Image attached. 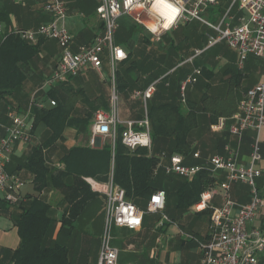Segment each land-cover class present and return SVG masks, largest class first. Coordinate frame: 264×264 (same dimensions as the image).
Instances as JSON below:
<instances>
[{
  "label": "trees",
  "instance_id": "16d2710c",
  "mask_svg": "<svg viewBox=\"0 0 264 264\" xmlns=\"http://www.w3.org/2000/svg\"><path fill=\"white\" fill-rule=\"evenodd\" d=\"M211 15L216 21V16ZM0 21L10 23V19L3 12H0ZM118 34V42L124 45L131 39H137L134 32L128 36L122 31ZM208 34L202 38L199 30L195 28L185 36L193 42L185 43L179 40L167 42L165 39L167 35H164L163 44L148 50L145 46L151 45L152 41L143 35L140 39L142 44L135 40V47L127 49V58L118 63L116 85L119 91H131L133 94L136 89H143L150 81L159 79L154 101L147 99V117L152 136L151 149L142 146L131 149L123 143L122 124L118 126L115 147L110 139H107L101 148L89 144L95 112L98 109L110 110L108 81H101L98 86L92 88L87 83L88 86L73 82L72 79L77 78L80 73L77 76H68L45 93L48 98L56 101L55 105L42 108L38 105L33 106L35 117L33 137L35 134L37 136L28 144L23 155L14 158L12 156L9 164L11 168L8 170H20L22 172L20 178L24 183L25 178L30 176L35 192L26 193L16 202L5 200L0 202L2 209L13 220L20 236L17 247H0V264H97L101 238L96 244L93 239L80 235L78 223L87 215L91 219L95 215L92 211L97 209L98 217L105 215V205L98 202L104 196L93 191L85 177L92 176L98 181H106L112 169L115 182L126 190L128 200L141 209H146L154 192L160 189L166 192L165 209L162 212L146 213L140 232L135 233L127 227L116 226L113 244L120 249V262L162 264L161 251L165 245H168L165 256L167 263L171 252L181 253L179 264H190L191 260L198 257L191 248L198 245L197 239L205 241L209 238L211 215L215 205L210 203L202 211L193 210V207L200 201L203 192L216 187L218 179L208 167L200 170L192 179L167 174L159 166L160 155L163 152L169 155L179 153L189 163L194 161L191 164L202 163V159H196L194 156L200 148L199 144L203 145L201 150L204 153L203 157H206L208 152L219 148L218 142L222 141L224 136L217 134L210 139L211 142H207L200 135V127L205 121L211 124L220 116H231L237 112L244 93L255 84L243 86V82L249 77V74L244 72L247 67L245 65L239 68L232 52L227 55L230 62L223 68L219 80L220 83L227 84V92L224 96L212 92L211 83L218 73L211 57L205 58L203 55L216 46L195 56L196 50L207 44ZM2 37L1 127H3L1 124L9 122L10 108L20 110L21 106L26 107L30 103L33 90L20 95L19 87L27 76L20 63L33 59L39 52L42 40L49 39L41 38L34 43L13 34ZM138 45H143L145 52L139 54ZM135 51L143 60L134 58ZM160 51L163 53L157 54ZM228 53L229 51H225V54ZM143 61L146 63L145 66L141 65ZM168 65L175 67L174 70L169 72L166 67ZM196 67L201 68V74L197 75L196 81L189 87L187 99L184 101L181 83L193 75ZM162 74L164 76L160 77ZM143 75L145 76L142 79ZM191 87L195 96L189 94ZM197 91L200 93L198 99ZM161 97H164V100ZM68 127L76 128L78 135H88L87 144L63 147L64 152L59 166L55 164L52 156L63 143L64 132ZM258 185L264 188L261 184ZM51 188L61 193L58 201L64 205L59 228L58 219L52 214L53 202L46 194ZM164 214L167 219L164 218ZM184 224L189 227L191 233L185 238ZM174 225L179 228V232L168 237L169 228ZM260 258L259 264H264V255Z\"/></svg>",
  "mask_w": 264,
  "mask_h": 264
},
{
  "label": "built area",
  "instance_id": "2783aa9c",
  "mask_svg": "<svg viewBox=\"0 0 264 264\" xmlns=\"http://www.w3.org/2000/svg\"><path fill=\"white\" fill-rule=\"evenodd\" d=\"M217 3L218 0H101L96 11L103 28L90 42L81 44L76 51L70 48L74 35L65 24L68 8L64 0H46L44 9L51 15V19L35 29L19 28L0 21V35L13 34L29 42H37L41 38L55 39L62 47L57 67L33 91L28 107L21 111L10 108L8 113L10 124H1L4 133L0 137V199L16 202L23 197L21 189L24 182L18 174L10 172L8 166L16 145L19 143L28 145L33 140V106L38 104L45 107V102L38 100L37 96L46 93L68 76H77L85 68L101 71L106 57L111 68V106L109 111L98 109L95 112L90 143L95 144L98 135H105L110 137L115 147L118 126L122 124L123 143L131 149L138 146L151 149L152 136L148 117L140 120H122L119 115L116 67L128 56L127 50L118 44L116 39L119 19L125 14L133 16L138 23L154 34L157 40L164 32L177 28L180 22L198 20L210 26L215 33L208 34L207 44L197 49L195 56L221 41H226L238 53L239 68L245 66L251 54L263 59L261 79L246 90L239 101L238 111L232 115L234 122L228 128L230 134L238 138L247 130L252 129L256 132L250 160L249 163L240 162L238 152L227 147V154H214L203 164H186L184 156L179 153L170 155L169 161L162 164V160L167 157L166 153H162L159 166L163 167L167 174H177L188 179H192L206 167L217 179L219 178L217 173L225 171L227 181L222 184L221 189L215 187L203 192L200 201L193 207L196 211H202L209 206L216 194L222 195V203L213 207L210 236L205 241H199L202 250L201 264H259L258 254L264 251V219H259V216L264 214V188H260L257 182L264 175V167L259 165L263 159L262 133H264V0H232L231 6L219 20L205 18L203 14L211 5ZM236 3L248 12L247 16L237 19L231 14ZM166 5L168 8L175 7L176 14L172 15L165 8ZM150 22L155 24L156 31L153 32L147 27ZM199 74L201 68L196 67L193 75L182 81L181 93L184 101L188 85L195 82ZM155 89L156 82L142 91H137L135 96L147 100ZM48 100L50 105L56 104L54 99L49 97ZM137 125L142 128L136 129ZM224 127V117L213 125L214 130H221ZM194 156L200 157L199 151L195 152ZM87 179L92 189L102 193L105 199V224L97 264H122L120 249L113 244V228L115 226L133 230L142 228L146 213L162 212L165 209L166 192L163 189L154 192L146 209H141L128 200L126 190L115 182L113 169L105 182ZM236 182L246 183L250 187L249 202L240 203L230 195L231 186ZM164 218L168 217L164 214Z\"/></svg>",
  "mask_w": 264,
  "mask_h": 264
},
{
  "label": "crops",
  "instance_id": "0c3cea01",
  "mask_svg": "<svg viewBox=\"0 0 264 264\" xmlns=\"http://www.w3.org/2000/svg\"><path fill=\"white\" fill-rule=\"evenodd\" d=\"M45 1L46 0H0V12H3L4 14H6V17H8L10 19L9 24H12L16 27L24 28V29H35V28L39 27L41 24L46 23L51 19V15L44 9ZM64 1L66 2L67 8H68V16L65 20V24H66L67 28L74 35V40H73L70 48H71V50L76 51V50H78V48L81 44H86V43L90 42L103 28V27H101L103 23L100 20L98 14H97V11H96V8L100 4L101 0H64ZM119 30H120V27L118 28V32L116 35L117 42H118V35H119L118 33L120 32ZM146 33H148V34H146ZM166 33H163L160 36L159 40H157L156 36L154 34H152L146 28V31H145V33H143V35L148 36V38L152 41L153 44H151V45L153 46V49H154V48H156L162 44V42H163L162 40H164L163 37H164V35H166ZM2 36L3 35H0V41L3 38ZM149 36H151V37H149ZM42 41L43 42L41 43L38 54H36L33 59H30L29 62H21L20 63L21 69L27 75L25 80L23 81L22 85L19 87V90L21 91L20 95H23L27 91H32V90L34 91L36 88H38L40 86V84L44 81L43 77L45 79L46 76L51 74L59 63V60H60L61 55H62V47L59 45V43L54 39H45ZM34 43H37V42H34ZM118 44H120L121 46H123L127 50V49H133L135 47L136 42H135V40L131 39L127 42V45H124V44L119 43V42H118ZM143 44L145 45V43H143ZM154 51H156V50H154ZM162 53H163L162 51H160L159 53L157 52V54H162ZM234 56H235V60L238 59V53L235 54ZM108 66H110V64H109V61L106 57L104 59L103 67H102L101 71L96 70L94 68H85L80 72V74L77 76V78L75 77L72 80L75 84L78 83L77 85L88 86V85H86V83H87V84L91 85L93 88L94 86H98V84L101 82L100 79L102 80L105 77V75H106L105 72H108V70L106 69ZM166 67L169 69V72H171L175 68V67L169 66V65ZM163 76L164 75L162 74L160 77H163ZM107 77H109V76H107ZM158 80L159 79L157 78V79L150 81L146 86H144L143 89H136L132 95L135 96V93L137 91H142L151 83L156 82V89H155L153 95L149 98V100L152 101L155 98L154 95L157 91ZM219 80H220V78L217 79V82H215V87H214V89H212V92L215 94H218L219 96H224L227 92V84L224 82L220 83ZM107 86H108L107 91L110 95L111 91H112V81H108ZM192 91H193V88L191 87V89L189 90V94L193 96L194 94L192 93ZM45 95L46 94L43 92L40 95H38L37 98H38V100H42L45 102V107L51 106L50 100H48L49 98ZM186 97H187V91H186ZM199 97H200V93L198 94V91H197L196 99H198ZM161 98L164 100V97H161ZM134 100H135L134 104L136 107L135 109L133 108L134 113H132L131 116H121L120 118L122 120H128V119L140 120V119H143L145 117V116H143V115H145V111H144L142 104L143 103L146 104L147 100H144L143 97H141L140 99L134 98ZM36 105H38V104H36ZM27 107L28 106H26V107L21 106L19 111L24 110ZM221 117L225 118V127L221 130H214L213 125H215L220 120ZM34 118L35 117L33 114V121H34ZM9 122H11L10 119H9ZM9 122L3 123L2 125H9L10 124ZM233 122H234V119H232V115L231 116H220L216 122L211 123V124L210 123L208 124V122H206V121L204 122L203 126L200 127V132H201L200 135H202V137H204L203 139L205 141L211 142L212 138L217 136V134L220 136L221 135L224 136V138L222 139V141L220 140V142H218L219 148L217 150L212 151V152L211 151L208 152L206 157H203L204 153L201 150L203 145L201 143L199 144L200 148H198L197 151H199V153H200V158H196V159H202L203 160V162L199 163V164L205 163L209 159V157L214 155V154H217V153L218 154H227L228 153L227 147H230L234 151L238 152V156H239L238 160L240 162L249 163L250 155H251V151H252V143L256 137V132L254 130H247V131H245V133L243 134V136L241 138L235 137L234 135L230 136L229 135L230 132H229L228 128ZM3 132H4V128L0 126V136L3 134ZM64 135H65L64 136L65 139H64L63 143L60 145L57 153H55L52 156L55 164L59 165V166H61L60 158L64 152L63 147L70 148V147L76 146V144H87L88 135H83V134L78 135L77 130L74 127H68L65 130ZM36 136L37 135L35 134V136L33 137V141H34V138ZM90 137H91V135H90ZM262 138H263V143H264V133H262ZM107 139H110V137L105 136V135H98L96 137L95 144L90 143V138H89V144L96 147V148H101ZM27 148H28V145H26L24 143L17 144L15 149H14L13 158L16 156L23 155ZM207 150L208 149L206 148V151ZM263 150H264V148H263ZM163 153H166V152H163ZM169 156L170 155L167 154V157H165L162 160L163 161L162 164H165L169 161ZM184 161L186 164H191L192 162H194V161H190V163H189L188 161H186V159H184ZM259 165L264 167V153H263V159L259 162ZM8 168H11L10 165ZM161 168H163V167H161ZM9 171L12 173L18 174L19 177H22V172L18 169H11ZM217 174L219 175V178H218L216 188L221 189L222 184L227 181L226 180L227 179V173L225 171H219ZM87 178H93V177L92 176L85 177L86 181H88ZM25 179H26L25 180L26 182L24 183V185L21 189L22 196H24L26 193H29L32 191L35 192L33 189V184L31 182L32 178L30 176H27V178H25ZM93 179H95V178H93ZM100 182H105V181H100ZM257 182H258V184H261L262 186H264V175L261 178H259L257 180ZM27 184H30L32 186V189L24 191V188ZM92 190L95 191L94 189H92ZM46 194H47L48 198L51 200V202H53L52 214H53V216H55L58 219L57 228H59L61 225L60 219H61V217H63V213H64V205L60 204V202L58 201V197L60 196L61 193L57 189L51 188L48 192H46ZM230 195L236 201H238L240 203L249 202V200H250V187L246 183H242V182L233 183L231 186V189H230ZM102 196H103V194H102ZM1 201H4V200L0 199V202ZM210 202L213 203L215 206H219L222 203V195L216 194L211 199ZM97 212H99V209H97L96 211H92L93 215L97 214ZM98 218L99 219L97 221V225L99 226V228L102 229V232H103L104 224H105V215H99ZM259 219H264V216L260 215ZM0 225H2L4 227L3 229H5V230H8V229H16L17 230V227L15 226L13 220L9 217L8 213L2 209V206H1V210H0ZM127 229H130V228H127ZM142 229H143V226H142V228H140L138 230L130 229V231L138 233ZM170 232H173V233H170ZM178 232H179V228L177 226H175V225L171 226L169 228L168 237H170L172 234H176ZM17 233H18V230H17ZM18 236H19V233H18ZM19 238H20V236H19ZM164 239H165V237H164ZM166 239H167V237H166ZM196 241L198 242L197 244L199 245V241H201V240L197 239ZM202 241H204V240H202ZM19 243H20V241H19ZM198 245L195 247L197 249V253H195V254H197L198 257L196 259L191 260L190 264H201L202 250H201L200 246H198ZM167 246L168 245H165L164 249H162V251H161L162 258H165V256H166V253L168 251ZM0 247H2V248L3 247L15 248L17 246H15V244H12V245L11 244H2V245H0ZM2 248H1V250H2ZM176 253L179 256V262H177L179 264V263H181V253L175 252L174 254L176 255ZM97 256L99 257V254ZM127 264H131V263L128 262Z\"/></svg>",
  "mask_w": 264,
  "mask_h": 264
},
{
  "label": "rangeland",
  "instance_id": "374dc122",
  "mask_svg": "<svg viewBox=\"0 0 264 264\" xmlns=\"http://www.w3.org/2000/svg\"><path fill=\"white\" fill-rule=\"evenodd\" d=\"M231 2H232V0H218V3L211 5L208 8V10L203 14V16L207 19L210 18L211 20H213L211 14H214V16H216L217 20H219L223 16V14L229 9V7L231 6ZM231 14L234 15L237 19H239L240 17H242L244 15L247 16L248 12L245 9L240 8L239 3H236L235 6L232 8ZM119 27H120L119 31L124 32L126 34V36L130 35V33L133 34V32H134V36L137 39H133V40H136V42L139 41L138 43L142 44L140 39L143 36V33H145L146 28L144 29L142 24L138 23L135 20V18H133V16H131L129 14L123 15L119 19ZM195 28H197L199 30V34L202 38H205L206 33H215V31L210 26H208L207 24L201 23L198 20H192V21L187 22V23L180 22V24L177 28L168 31L167 33L164 32L167 35L165 37V39L167 42H170V43L172 42V40H175L176 42L179 40L182 43L189 42L190 40H188L185 36L188 35L190 31L195 30ZM137 30H138V32H137ZM146 34H148V33H146ZM149 37H151V36H149ZM162 41H163L162 42V44H163L164 40H162ZM190 42H193V40H191ZM144 46L138 45L137 51L139 54H140V52H145V48L147 50L153 49L152 45L147 44L145 46V48H144ZM223 49H225V50L223 51ZM137 51H135V53H134V58L136 60L138 59L140 61V59H142V58L137 56ZM174 51H175V48H174ZM225 51H229V53L225 54ZM232 52L234 55L237 54L236 50L234 48L230 47L226 41H221L216 45L215 48L210 49L209 51H207L203 55V56H205V58L207 56L211 57V60L215 64V68H216V71L218 73V75H215L216 79H214V82L212 81V83H211V87H210L211 89H214L215 82H217V79L220 78L223 68L228 64V62H230V59L227 55H229ZM236 64L238 66V59H236ZM141 65L145 66L146 65L145 61H143L141 63ZM245 65L247 68L244 70V72L248 73L249 77H248V79H246L243 82V86H248V85H251V84L258 82V80L261 78V75L263 72V59L261 57L255 56L254 54H251L249 56L248 60H246ZM117 66H119V65L117 64ZM106 69L108 70L109 73L105 72L106 73L105 77L102 80L100 79V81H102V82L111 81V68H110V66H108ZM116 69H117V67H116ZM107 76H109V77H107ZM144 76L145 75L142 76V79L144 78ZM146 76H148V75L146 74ZM140 82H142V81H140ZM190 86H191V84L188 85L186 91H188ZM117 92H118V97H119V99H118V110H119L120 117L121 116H131V114L134 113L133 108L134 109L136 108L135 104H134V102H135L134 98L140 99L141 97L132 95L131 91H127V92L119 91L118 88H117ZM142 105H143V108L145 111V115L147 116V103L146 104L143 103ZM135 128L141 129L140 126L139 127L135 126ZM229 135L231 136L232 134L229 133ZM235 137H237V136H235ZM29 189H32V186L30 184H27L24 188V191H27ZM98 202L103 204V206L105 205V199L104 198H101L100 200H98ZM88 217H89V215L80 219V222L78 223V227H79L78 232L80 235L85 236V238H89L90 240L93 239L94 242H96V244H97V241H99V239L102 237V234H103L102 229L99 228V226L97 225V221L99 218H98V215H96V214L91 219ZM89 220H91L90 223H89ZM190 221H192V220H190ZM3 228L4 227L2 225H0V245H2V244H11V245L15 244V246H18L20 238L18 236L17 230L16 229L5 230ZM184 228L186 230V234H183V236L185 238V236L187 237L191 233L189 232L190 229H189V227H187V225H185ZM115 232H116V227H114L112 230L113 238L115 236ZM170 233H173V232H170ZM191 251L194 253H197V249L195 247H192ZM174 253L175 252H171L168 263L166 262L165 258H161L162 264H165V263H167V264H178L177 262H179V256L177 255V253H176V255ZM263 255H264V251H262L258 254L259 262L261 260L260 257H262ZM127 263L128 262L125 261V264H127Z\"/></svg>",
  "mask_w": 264,
  "mask_h": 264
},
{
  "label": "clouds",
  "instance_id": "9594fccd",
  "mask_svg": "<svg viewBox=\"0 0 264 264\" xmlns=\"http://www.w3.org/2000/svg\"><path fill=\"white\" fill-rule=\"evenodd\" d=\"M140 7H143V5H139ZM165 8L172 14V15H175L176 12H177V9L175 7H171V8H168V6L166 5ZM147 27L151 30V31H156V26L153 25V24H149L147 25Z\"/></svg>",
  "mask_w": 264,
  "mask_h": 264
},
{
  "label": "bare ground",
  "instance_id": "6f19581e",
  "mask_svg": "<svg viewBox=\"0 0 264 264\" xmlns=\"http://www.w3.org/2000/svg\"><path fill=\"white\" fill-rule=\"evenodd\" d=\"M150 24H153V25H155L153 22H150Z\"/></svg>",
  "mask_w": 264,
  "mask_h": 264
}]
</instances>
